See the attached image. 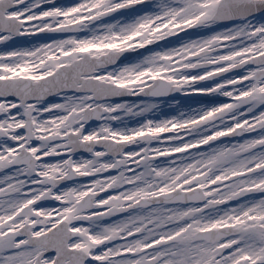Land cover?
I'll return each instance as SVG.
<instances>
[{
	"label": "snow or ice",
	"instance_id": "1",
	"mask_svg": "<svg viewBox=\"0 0 264 264\" xmlns=\"http://www.w3.org/2000/svg\"><path fill=\"white\" fill-rule=\"evenodd\" d=\"M0 264H264V0H0Z\"/></svg>",
	"mask_w": 264,
	"mask_h": 264
}]
</instances>
